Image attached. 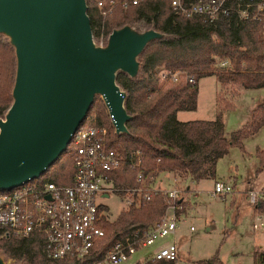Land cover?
I'll use <instances>...</instances> for the list:
<instances>
[{"label": "trees", "instance_id": "1", "mask_svg": "<svg viewBox=\"0 0 264 264\" xmlns=\"http://www.w3.org/2000/svg\"><path fill=\"white\" fill-rule=\"evenodd\" d=\"M93 39L101 31L105 41L114 30L125 25L140 24L142 31L153 29L162 36L149 41L138 55L139 68L135 77L117 71L115 81L125 93L123 105L131 116L126 121V132L109 131L107 145L122 156L120 166L108 173L114 192L122 198L125 190L134 187L138 170L132 168L130 157L140 151V171L146 181L162 172L171 173L185 183L214 179L218 159L227 154L230 146L242 149L243 139L264 126V104L252 111L249 120L232 131L224 133L222 118L214 120L177 119L179 111H193L197 107L198 81L205 76H215L217 81L233 83L243 88L264 87V42L262 21L242 20L235 12L208 22L198 16L176 13L171 0H142L136 5L118 6L104 19L96 8V0H85ZM198 0H181L183 5ZM259 1V0H257ZM221 60H228V68L216 67ZM171 72L193 75L195 83L182 79L179 83L163 82L157 77L158 67ZM16 71L14 48L8 37L0 34V118H4L13 98L12 88ZM106 106L100 95H95L80 127L107 124ZM260 169L264 170V150H257ZM75 150L70 142L66 149L39 178L33 182L43 185L72 183ZM184 200L181 201L183 206ZM100 210H108L100 205ZM166 209L162 192L150 190L149 198L138 206L122 209L109 221L102 219L105 234L83 259L66 257L51 260L44 256L42 243L35 234L25 237L3 235L0 230V253L18 264H91L100 259L104 251L123 240L134 230H144L159 219ZM260 210L264 211V201ZM183 209L178 210L180 213ZM255 261L264 263L262 253L255 252ZM148 264H175L158 260ZM193 264H224L217 254Z\"/></svg>", "mask_w": 264, "mask_h": 264}, {"label": "water", "instance_id": "2", "mask_svg": "<svg viewBox=\"0 0 264 264\" xmlns=\"http://www.w3.org/2000/svg\"><path fill=\"white\" fill-rule=\"evenodd\" d=\"M0 34L14 48L13 101L0 118V191L37 179L60 156L100 95L115 132L131 118L117 71L138 72V55L162 35L129 25L93 42L85 0H0ZM0 264H6L0 257Z\"/></svg>", "mask_w": 264, "mask_h": 264}, {"label": "built area", "instance_id": "3", "mask_svg": "<svg viewBox=\"0 0 264 264\" xmlns=\"http://www.w3.org/2000/svg\"><path fill=\"white\" fill-rule=\"evenodd\" d=\"M142 0H96V8L104 19L112 15L118 6L136 5ZM173 10L187 17L198 16L214 22L222 16L235 12L242 20L262 21L264 42V0H198L183 5L181 0H171ZM93 42L105 46V36L101 31ZM228 60L218 62V67L228 68ZM157 77L163 82L179 83L182 79L195 83L193 75L161 69ZM109 124L78 127L71 138L75 150L73 157L74 174L70 185L45 182L43 185L33 180L0 191V230L3 235L25 237L35 234L42 243L44 256L51 260L66 257L83 259L104 236L102 219L107 210H100L103 203L97 197L106 198L114 192L110 171L116 170L122 156L108 147L109 131H115L113 118L108 115ZM131 166L137 169L136 184L125 190L122 199L128 206H138L142 199L149 198L150 190L162 192L166 197L163 215L144 230L136 229L123 240L108 247L100 259L91 264H148L158 260L178 264V246L175 242H163L167 236L175 235L184 214L181 201H185L183 189L175 181L169 188L155 187L158 175L151 176L146 183L140 168L141 153L136 151L130 157ZM212 196L224 199L233 192V186L222 181L214 182ZM115 193V192H114ZM247 200L254 205L253 229L264 226V211L260 210L264 201V188L250 190ZM192 229V227H191Z\"/></svg>", "mask_w": 264, "mask_h": 264}, {"label": "rangeland", "instance_id": "4", "mask_svg": "<svg viewBox=\"0 0 264 264\" xmlns=\"http://www.w3.org/2000/svg\"><path fill=\"white\" fill-rule=\"evenodd\" d=\"M132 28L137 31L143 30L140 24H135ZM215 66L218 67V64ZM161 69H165L164 66L157 68L158 71ZM216 81L217 79L213 75L200 79L197 113H186L187 115L184 117L182 115L181 118H195L196 116L208 118L211 116L214 108ZM228 85H230L231 94H234L235 88L239 87L233 83ZM245 93L238 107L255 106L253 104L258 101L260 95H264V89L247 90ZM262 103L264 104V99ZM227 105L234 106L230 102ZM243 112V109H229L223 113L227 131L241 126V121L245 118ZM251 114L252 112L250 116ZM108 124L109 119L105 125ZM243 145L247 154L233 146L216 164L215 178H223L225 180L221 179L222 181L234 186L233 192L226 195L224 199L211 195L210 191L213 189L215 178L200 181L199 184L190 183V190L184 191L185 183L178 179L175 181L176 178L173 174H159L155 187L169 188L172 179L175 178L176 186L183 189L185 202L182 212L184 218L179 222L174 237L169 235L163 239L164 243L173 241L177 244L180 253L179 264H193L198 260L208 259L214 254H217L224 264H259L258 261H255V252L262 253L264 256V249L258 248L259 245L264 248V226L259 229L252 227L254 205L242 194H237L234 201L232 199L234 191L237 193L239 190L241 192L247 189L255 190L254 188L263 181V175L254 170L257 165L256 148L264 146V126L257 134L246 139ZM97 202L107 206L108 210L105 214L109 221L114 220L122 209L128 207L125 200L114 192H109L106 198L98 196ZM0 257L6 264H18L11 259H6L1 253Z\"/></svg>", "mask_w": 264, "mask_h": 264}, {"label": "crops", "instance_id": "5", "mask_svg": "<svg viewBox=\"0 0 264 264\" xmlns=\"http://www.w3.org/2000/svg\"><path fill=\"white\" fill-rule=\"evenodd\" d=\"M200 79H201V78H200ZM200 79H199L198 83L200 82ZM215 85H216V87H215L214 101H213L214 108H213V110H212V113L210 114L211 116H208V118H201V116H196L195 118H181L182 115H183V117H184L185 115H187L186 113H194V112L197 113V107H196V109L193 110V111H179V112L177 113V119L180 120V121H189V120H214L217 116H220V117L222 118V121H223V124H224V133H225V135H226L227 137H229L230 134L232 133V131H234V130L240 128V127H242V126H243V125L249 120V118H250V113H251V112L257 107V105H259V104H261V103L263 102L264 95H260V97L258 98V101L255 102V103L253 104V105H255V106H253V107H248V106L238 107V104H239V102L241 101L242 96H243L244 94H246L245 92H246L247 90H252L253 88H243V87L239 86V87H236V88H235V93H234V94H231V93H230V85H228V84H222V83H220V82H218V81H216V84H215ZM257 89H261V90H262V89H264V87H261V88H254L253 90H257ZM198 92H199V87H198ZM219 94H220V95H219ZM197 98H198V93H197ZM228 102L233 103L234 106L230 107L229 105H227ZM225 103H226V104H225ZM229 109H237V110H241V109H243V110H244L243 113H244V116H245L244 120L241 121V126L238 127V128H236V129H234V130H231V131H227V130L225 129V121H224V116H223V113L226 112V111L229 110ZM250 110H251V111H250ZM261 128H262V127H261ZM261 128H259L255 133H253V134L247 136L246 138H244V139H243V144H244V142H245L246 139H248L249 137H251V136L257 134V133L260 131ZM231 147H233V146H230L228 152L230 151ZM236 147H237V146H236ZM239 149H240V148H239ZM256 150H260V151H261V150H264V146H262V147H257ZM241 151H242L243 153L247 154V153L245 152L244 145H243ZM228 152H227V153H228ZM256 152H257V151H256ZM225 155H226V154H225ZM255 155H256L257 165H256V169H255L254 171H255L256 173H259V174H262V175H263V178H262L263 181L260 182V184L257 185L256 188H254V189H262V188H264V187H263V182H264V170H263V171H260V170L258 171V169H260V168H259V167H260L259 157H258L257 154H255ZM218 160H219V159H218ZM217 162H218V161H217ZM216 164H217V163H216ZM162 173H164V172H162ZM164 174L168 175V173H164ZM158 177H159V175H158ZM158 177H157V178H158ZM170 179H172V178H170ZM221 179H222V180H225V179H223V178H215L214 182L217 181V180H221ZM157 180H158V179H157ZM157 180H156V181H157ZM174 180H175V178L172 179V182H173ZM207 180H212V179H207ZM201 181H203V180H201ZM226 181H227V180H226ZM199 182H200V181H199ZM199 182L196 183V184H199ZM229 183H230V182H229ZM233 188H234V186H233ZM164 189H166V188H164ZM250 190H251V189H247V190H244L243 192H241V191L239 190L237 193L234 191V193L232 194V199H233V201L235 200L237 194H239V195L242 194V195H244L245 199H247V193H248ZM254 213H255V209H254ZM254 213H253V214H254ZM258 248H259V249H264V248H261L260 245L258 246ZM178 257H179V259H178V264H179V260H180L179 248H178Z\"/></svg>", "mask_w": 264, "mask_h": 264}]
</instances>
